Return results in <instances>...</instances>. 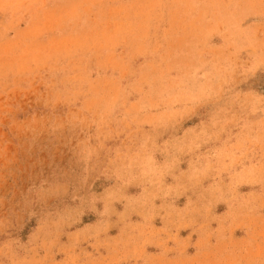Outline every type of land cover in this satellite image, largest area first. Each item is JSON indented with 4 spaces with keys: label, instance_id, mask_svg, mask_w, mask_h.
Here are the masks:
<instances>
[{
    "label": "rangeland",
    "instance_id": "obj_1",
    "mask_svg": "<svg viewBox=\"0 0 264 264\" xmlns=\"http://www.w3.org/2000/svg\"><path fill=\"white\" fill-rule=\"evenodd\" d=\"M0 264H264V0H0Z\"/></svg>",
    "mask_w": 264,
    "mask_h": 264
}]
</instances>
